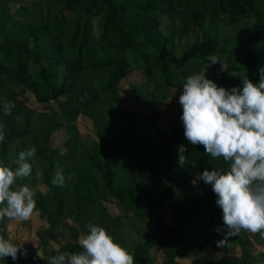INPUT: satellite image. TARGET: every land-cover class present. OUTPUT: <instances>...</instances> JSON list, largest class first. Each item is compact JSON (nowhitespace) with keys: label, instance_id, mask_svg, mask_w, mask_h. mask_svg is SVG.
Masks as SVG:
<instances>
[{"label":"trees","instance_id":"16d2710c","mask_svg":"<svg viewBox=\"0 0 264 264\" xmlns=\"http://www.w3.org/2000/svg\"><path fill=\"white\" fill-rule=\"evenodd\" d=\"M17 1L0 0V164L15 169L19 153L35 147L32 174L18 179L16 187L46 185L47 191L34 192L48 224L42 231L46 242L59 244L58 254L79 252L80 235L93 225L104 227L135 264H155L157 245L166 256L162 264H183L180 258L190 264H264V252L256 251L249 232L227 235L211 185L199 180L201 192L195 190L198 174L227 171L228 165L188 142L182 114L161 127L157 110L141 101L144 88L136 84L137 102L150 114L117 103L119 82L133 68L155 83L153 103L168 99L171 88L179 98L191 75L205 74L229 90L243 87L241 75L258 83L264 0H30V6L14 11ZM209 55L219 62L209 65ZM22 85L32 87L39 102L54 101L57 108H31ZM5 102L15 105L11 115L3 113ZM79 114L91 120L94 138L81 134L75 123ZM53 127L68 133L64 152L52 143ZM58 169L63 186L51 183ZM107 200L117 204L119 215L110 212ZM165 202L170 224L159 212ZM7 221H0L5 239ZM253 236L264 246V238ZM207 247L224 255L197 256ZM48 258L18 253V259L6 257L0 264H48Z\"/></svg>","mask_w":264,"mask_h":264},{"label":"clouds","instance_id":"9594fccd","mask_svg":"<svg viewBox=\"0 0 264 264\" xmlns=\"http://www.w3.org/2000/svg\"><path fill=\"white\" fill-rule=\"evenodd\" d=\"M209 65L218 61L208 56ZM232 75H236L233 73ZM243 87H220L205 74L191 75L183 83L179 104L184 136L193 146H203L213 160L222 159L228 170L205 169L198 179L211 185L216 204L223 213L228 236L241 231L264 238V67L258 83L241 75ZM15 105L3 104L4 115ZM4 140L0 129V142ZM185 146L178 149V162H186ZM35 147L21 151L17 167L0 164V221H28L37 207L28 186L16 187L18 179L32 174ZM51 183L63 186L64 176L57 170ZM193 185L197 180L192 181ZM89 233L79 237V252H62L48 258V264H135V257L102 226L89 225ZM225 241L218 242L222 246ZM20 247L0 236V260L18 259Z\"/></svg>","mask_w":264,"mask_h":264},{"label":"rangeland","instance_id":"374dc122","mask_svg":"<svg viewBox=\"0 0 264 264\" xmlns=\"http://www.w3.org/2000/svg\"><path fill=\"white\" fill-rule=\"evenodd\" d=\"M30 0H20L19 2L13 3V10L18 11L21 4L29 5ZM99 18L93 19L94 29L97 33V22ZM209 71H212V68H208ZM118 90H119V99L117 101L118 105L127 111H133L139 114H150V110L138 104L137 96H135L132 84H136L144 88L142 93V100L141 101H149L152 105V108L157 110V119L160 123L161 127L167 128L168 120L171 117L179 116L183 113L182 107L179 104V98L176 96V88L170 89L169 98L163 100L161 103H153L151 100L150 92L155 87V83L150 81L149 83L146 80V75L143 73L142 69L133 68L126 74L124 78H122L119 82ZM20 91L22 93V97L26 104L31 108H34L37 111H45L49 112L51 109H56L57 104L52 101L49 104L41 103L36 98V93L34 92L33 88L30 86L22 85L20 86ZM75 123L78 125V128L82 135H85L89 138H94V125L92 124L91 120L87 118V116L83 114H79ZM53 138L52 143L54 146L61 148L62 152L65 151L63 147L64 139L68 137V133L63 127L61 130L56 129L55 127L52 128ZM197 180V184L193 185L197 192H201V187L199 185L198 177L195 179ZM26 186L33 191L36 189H40L43 191H47L46 185L38 183L36 186H33L31 183H28ZM107 206L110 212L113 215H119L121 213L117 204L111 200L106 201ZM159 212L165 217L166 221L170 224L172 220V211L168 206V203L165 202L163 207L159 209ZM8 229H7V238L10 239L14 244L20 247L18 253L24 256H30L32 254H37L39 258L46 259V257H51L58 254V249L60 245L57 244L55 241H48L42 236V231L44 228H47L48 224L45 220V217L42 216L41 211L36 207L32 217L28 221H15V220H8L7 221ZM251 239L254 241V246L256 251H263L264 246L258 244L254 240L253 233H250ZM47 243L45 245V243ZM237 253H240V248L236 249ZM155 264H162V262L166 259L164 252L162 251L160 246H156L154 249ZM224 253L215 251L212 247H207L203 250H200L197 253V256L204 257L206 259H211L212 257H222ZM12 258L9 257L8 261ZM189 258H180L178 262L183 264H190Z\"/></svg>","mask_w":264,"mask_h":264}]
</instances>
